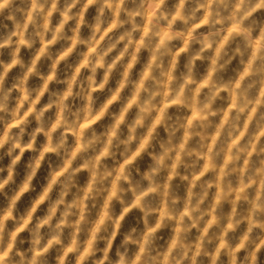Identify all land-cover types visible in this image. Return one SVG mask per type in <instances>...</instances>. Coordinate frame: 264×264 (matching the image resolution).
I'll list each match as a JSON object with an SVG mask.
<instances>
[{
	"label": "clouds",
	"instance_id": "1",
	"mask_svg": "<svg viewBox=\"0 0 264 264\" xmlns=\"http://www.w3.org/2000/svg\"><path fill=\"white\" fill-rule=\"evenodd\" d=\"M0 264H264V0H0Z\"/></svg>",
	"mask_w": 264,
	"mask_h": 264
}]
</instances>
